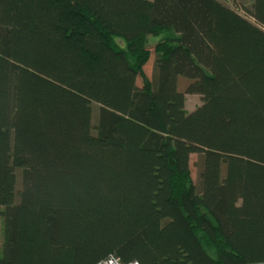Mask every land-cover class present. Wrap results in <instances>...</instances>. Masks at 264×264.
Returning <instances> with one entry per match:
<instances>
[{
  "label": "trees",
  "instance_id": "16d2710c",
  "mask_svg": "<svg viewBox=\"0 0 264 264\" xmlns=\"http://www.w3.org/2000/svg\"><path fill=\"white\" fill-rule=\"evenodd\" d=\"M230 1L0 0V264H264V0Z\"/></svg>",
  "mask_w": 264,
  "mask_h": 264
},
{
  "label": "rangeland",
  "instance_id": "374dc122",
  "mask_svg": "<svg viewBox=\"0 0 264 264\" xmlns=\"http://www.w3.org/2000/svg\"><path fill=\"white\" fill-rule=\"evenodd\" d=\"M222 1L225 2L226 4H229V6H231L233 9L240 12L241 14H243V15L246 14L243 10L239 9V7H236V5L234 3H232L230 0H222ZM161 37H162V35H150L149 41H148L149 46L154 49L156 42ZM154 60H155V54L152 55L150 61L145 66V70H146L148 76H150V77H152V74H153ZM139 84L140 85L143 84V80L141 77L139 78ZM11 93H12V90H11ZM200 99L201 98H199V96L190 94L188 96V109H187V111L190 112V111L194 110L201 103ZM197 159H198L197 154H193L191 156V167L193 170V176H194L195 180H197V167H196ZM108 168H109L108 170H113L112 167H108ZM120 180H121V176L118 173H116L114 171L108 172L107 185H108L110 190H112V191L116 190L119 183H120ZM3 235H4V219H3V225H2V236ZM2 239H3V237H2Z\"/></svg>",
  "mask_w": 264,
  "mask_h": 264
},
{
  "label": "built area",
  "instance_id": "2783aa9c",
  "mask_svg": "<svg viewBox=\"0 0 264 264\" xmlns=\"http://www.w3.org/2000/svg\"><path fill=\"white\" fill-rule=\"evenodd\" d=\"M107 264H120V262L119 259L113 257L109 261H107ZM134 264H138V263H134Z\"/></svg>",
  "mask_w": 264,
  "mask_h": 264
},
{
  "label": "crops",
  "instance_id": "0c3cea01",
  "mask_svg": "<svg viewBox=\"0 0 264 264\" xmlns=\"http://www.w3.org/2000/svg\"><path fill=\"white\" fill-rule=\"evenodd\" d=\"M186 108H188V96H187V100H186Z\"/></svg>",
  "mask_w": 264,
  "mask_h": 264
}]
</instances>
